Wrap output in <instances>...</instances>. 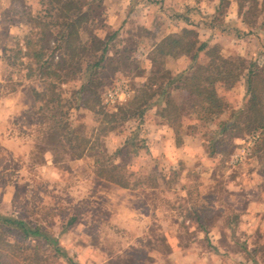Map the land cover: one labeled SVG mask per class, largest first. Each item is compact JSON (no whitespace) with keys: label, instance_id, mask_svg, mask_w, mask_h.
Segmentation results:
<instances>
[{"label":"rangeland","instance_id":"374dc122","mask_svg":"<svg viewBox=\"0 0 264 264\" xmlns=\"http://www.w3.org/2000/svg\"><path fill=\"white\" fill-rule=\"evenodd\" d=\"M42 1L0 0V103L7 97L14 100L12 92L24 87L19 98L26 105L10 115L7 130L0 127V264H264L260 238L264 219L250 217L248 211L236 215L226 206L227 176L235 168L231 155L239 138L252 130L249 119L255 113L250 94L240 85L251 59L224 58L221 44L209 46L203 42V31L187 26L179 27L178 50L162 52L173 46L168 41L156 46L157 39L174 29L171 23L188 22L182 17L188 16V0H73L72 19H78V7L90 16L73 38L76 58L61 68L62 57H71L59 34L65 18L59 4L50 11L49 1ZM191 1H201L206 15L222 24L219 4ZM241 3L247 6L246 17L259 19L264 32V0ZM193 14L197 21L206 16ZM201 43L205 46L197 51ZM41 46L47 48L49 63L43 67L25 54ZM196 52L189 72L174 71L179 64L170 56ZM250 68L264 113V61ZM122 79L129 81L132 94L117 104H106L105 92ZM197 82L222 98L223 112L207 114L200 109L194 92ZM85 83L91 87L89 102L99 98L107 112L119 116L115 128L110 129L111 124L101 131L104 114L84 109ZM164 98L171 103L168 111ZM125 112L133 115L126 121L121 120ZM20 115L31 119L30 129L20 124ZM163 132L179 136V144L192 133L194 157L185 150L174 164L171 157L157 156L158 133ZM98 136L117 162L118 150L134 137L140 147L130 153L127 170L131 183L141 185L125 188L96 174ZM80 137L90 140L84 149ZM261 142L248 163L241 165L251 174L257 169L252 166L255 156L264 167V149L258 151L264 146ZM82 150L86 155L77 158ZM45 152L52 154V174L42 168ZM201 187L210 195L203 196ZM192 203L204 215L207 233L193 229ZM5 216L24 220L41 235L23 237L2 220ZM174 220L181 226L180 241L163 230ZM51 237L58 243H51ZM174 248L176 252L170 253Z\"/></svg>","mask_w":264,"mask_h":264},{"label":"crops","instance_id":"0c3cea01","mask_svg":"<svg viewBox=\"0 0 264 264\" xmlns=\"http://www.w3.org/2000/svg\"><path fill=\"white\" fill-rule=\"evenodd\" d=\"M200 2L197 3V1H195V3L193 4V1L188 0V3H186L189 5V7L187 8L188 16L185 15L182 16L184 19L188 20V22L175 21L171 23V28L174 29L167 31L166 35H164L162 39H157L158 43H160L162 40H164L166 37L170 35L175 37L179 36L181 34L180 28H184L185 26H187L190 29L203 31V34H205L206 36L203 38V40H205L203 42H206L209 46L221 44L223 48L222 54L225 56L224 58L230 60L232 59V57L236 56L242 60H247L246 58L251 59L250 63L248 64L249 65L248 68H246V72L242 75V79L240 80V85H242V88L244 90L246 89L247 92V76L251 69L250 68L251 64L252 63L256 64L257 62L258 65H260L261 61H264V34H263L264 32L260 30L262 28L261 21H259L258 19V21H256L254 24L249 23V19L248 17H246L247 6L245 5L242 6L241 0H212V2L216 4V6L217 4H219L218 16L222 19V24H219L215 22L212 16L209 17L206 15L205 11L202 9L203 4L201 6L199 5ZM226 3L228 4L225 9L224 6ZM197 8H199L200 10H198ZM213 10L215 11L216 8H214ZM213 10L210 9V11L208 12L211 13ZM193 13L205 14L206 16L205 18H203L204 21L203 20L197 21L191 18V16L195 17V14ZM166 26L169 27L168 25ZM250 41H252V43H250ZM250 46L253 48H251ZM201 56L202 54L199 55V57ZM170 57H172L173 60L177 61L179 64V66L174 67V71L176 73H182L184 71L189 72L195 60L197 59V56L194 57V55L188 53L187 54L182 53ZM24 92H25V88L19 87L17 90H14L12 92V95L14 96V100H12L13 102L10 101L11 99L9 97L6 98L7 101L6 99H3L1 101L0 103V127H2L1 129L4 128L3 130H7L8 129L7 126L12 125L10 115L16 113V111L22 112L26 107L25 104L24 105L22 104L23 102H20L21 101L20 98L23 97ZM18 121L20 122L21 125H25L29 129L31 128V126H33V122H31V119L24 118L22 115H20ZM165 132L158 133L159 140L157 141V145H156L158 150L154 151V153L157 156L160 155V157L162 158L165 156L171 157V159L174 161V164L175 161L177 162L176 159L181 157L185 152V150L189 157L190 156L194 157V152L190 147L192 139H194V135H192V133H187L183 139V143L185 140L184 144L189 145V147L186 148L183 147L184 145L183 143L179 144L178 142H176L178 137H176L172 133H165ZM248 134L249 133L240 137L238 143H242V141L245 139V137ZM238 151L239 149L237 146L235 151L231 155V161L233 160V155ZM253 154L254 152H252L250 156L242 163L234 165L232 162L233 166L238 167L241 165H245L246 163H248V160L251 158ZM41 163L43 164L42 168L46 170L48 173L50 172L52 174L54 170V164H53L52 154L50 152H45L43 154ZM188 165L193 166V163L189 162ZM191 169L192 167L189 169V171ZM249 174L250 175H245L244 178L243 176L239 177L238 180L232 179L230 181H227L228 183L227 193L229 195L230 193H232V195H237L236 197L239 199L245 198L247 200V205H248L247 207L243 209H236L239 211V214L248 211L250 213L249 215L250 217L256 215L258 220H262L264 219V186L256 185L254 184V181H252L253 179L252 176L256 177L255 175L256 171H253L252 174L249 172ZM201 188L202 190H204L203 192H206V193L202 192L203 196H205L206 194L210 195L207 193L209 189H207L206 187H201ZM189 190L190 187L188 186L187 191L189 192ZM240 195L243 196L241 197ZM174 221L176 222H174L173 225L170 226V228L166 229V226H163V230L167 231L166 232L167 235L170 236L172 240L180 241L181 226L180 224L178 225L179 222L177 220ZM193 229L194 230L199 229V231L201 230L200 228H197L195 226ZM176 250L177 248L171 249L170 253L171 252L175 253Z\"/></svg>","mask_w":264,"mask_h":264},{"label":"trees","instance_id":"16d2710c","mask_svg":"<svg viewBox=\"0 0 264 264\" xmlns=\"http://www.w3.org/2000/svg\"><path fill=\"white\" fill-rule=\"evenodd\" d=\"M49 1V5H50V11L52 9H54V6L56 7L57 4H59L60 6V12H63L65 21L63 22V30L60 31V37L62 38V41L64 43H66V50L67 53L66 54H70L71 57L70 58H66V57H62V62H61V68L65 67L66 65H68V63H70L69 61H73L76 56H77V52L75 50V46L73 43V38H75L78 34V30L79 27L81 28L82 24L85 23L90 16L89 11L87 10H83L81 8H77L78 10H80L79 12V16L77 15L78 19L74 20L72 19V15H70V12L73 10V8L75 7L74 1L73 0H48ZM43 3L45 2V0L42 1ZM47 11V10H45ZM41 23V22H40ZM250 24H254L255 21H251L249 20ZM51 35V34H50ZM47 40L49 39V37H46ZM167 43V45L173 46L172 49L170 51H165L162 50V52H166V53H175L178 49V45L181 43L179 38L175 37V36H168L166 37L164 40H162L160 43L156 44V46L161 45L162 43ZM45 43H49V42H45ZM31 42L28 41L27 45H30ZM205 46V43H201V46L197 49L200 50ZM47 48L45 46H41L40 49L36 50L34 49L33 51L29 50L26 51L25 54H27L29 57L33 56L36 59V62H41V66H45L46 63H48V59H46V50ZM197 56V52L194 53V57ZM102 59V58H101ZM224 61L227 62L226 59H224ZM225 63V62H224ZM49 64V63H48ZM253 64V63H252ZM251 64V65H252ZM69 66V65H68ZM254 71L253 69H250L249 74L247 76V95L250 97L249 99L252 101V105L251 108L255 110V113L252 114L253 115V119L250 118L249 119V123H251L252 121V125L250 126L252 129L249 133H251L252 131L258 130L261 132V139L260 141L256 144L255 148L253 149V152L257 149L258 145L261 144L262 139L264 141V113L261 110V107H259V101H257L258 97L254 92L253 89V76H254ZM210 77V76H209ZM223 77H227V76H223ZM194 86V85H193ZM195 89L194 92L195 94L198 96V105L200 106V109L203 112H206L207 114H212L213 112H215L216 110L221 111L222 108V98L215 95L213 92V89L206 87L203 85V83L197 82L195 84ZM90 85L87 83H85L82 87H81V91L84 94V109H89L90 111H94L95 113H98L99 115L101 113L104 114V118L103 121L100 123V130L101 131H107L109 130V125L113 124V127H110V129L115 128V126L118 124V120H119V116L115 113H109L104 109V106L101 104V101L99 98L96 99L95 103L89 102V98L87 97L88 95H90V93H88L87 91H90ZM164 95V91H161V96ZM166 97H168L166 95ZM169 98V97H168ZM164 110L168 111L170 108V101L169 99L165 100L164 98ZM166 101V103H165ZM170 103V104H169ZM101 104V105H100ZM182 109H180L181 111ZM223 112V111H221ZM133 115H128L127 112L124 113V115L121 117V120H128L132 117ZM139 118L141 120V122L144 121V112L141 111L139 113ZM233 117V116H232ZM231 123V119L228 120L226 122V124H230ZM82 139V142L80 144V147L86 148L88 143L90 142V140L86 137H80ZM97 141L95 142V148L98 147V149H96V154H94V165H95V172L98 176L105 178L109 181L115 182L123 187L126 188H133L136 187L137 185H141V182L138 184H133L131 183L132 179H131V174L128 172L127 168H128V158L130 153H137L138 152V148L140 147L139 145H137V142H135L134 137L132 138H128L124 144V146L118 150V155L121 156L120 162H117V160L113 159L111 156H109V154L106 152L105 148H104V140L102 137L98 136ZM181 139H179V136L177 138V142L180 143ZM261 142V143H260ZM241 143H238V149L241 147ZM262 145V144H261ZM134 147V148H133ZM94 148V147H93ZM264 149V146L260 147L258 151H261ZM86 155V153H84V151H80V154H78L77 158H82ZM256 158H254V164L253 166L257 167L256 170V177L252 176L253 179L252 181H254V184L256 185H262L264 186V167H261L262 161L261 159L257 158V156H255ZM260 164V166H259ZM245 175H250L248 170L243 167V166H239V167H235V168H230L229 174L227 176V181L230 180H238L239 177L243 176V178L245 177ZM226 181V182H227ZM133 182V181H132ZM228 185V183H227ZM228 189V188H227ZM196 199H198V197H200L199 195H195ZM228 196V203L226 204V206L232 211V213H235L236 215H238L239 211L236 209H243L245 207H247V200L245 198H241L238 199L236 196L237 195H232V193H230V195L227 193ZM192 205L194 206V208L192 209V214L190 215V223L192 222V225L200 228L203 230V232L205 231V233L208 232V227L206 225V219L204 217V215L200 212V210L192 203ZM2 220L6 223L9 224L11 226H13L16 229H19L22 232L23 237L25 238H31L33 236H37V235H41V232L39 231V229H35L30 227L24 220L22 219H16L13 218L11 216H5L2 218ZM215 220H212L211 226L213 225ZM238 223V221L234 224L236 225ZM228 226H232L231 224ZM233 225V226H234ZM260 238L262 239V241H264V237L260 236ZM51 243L53 244H57L58 243V238H48ZM6 245H8L9 247H14V243H11L10 241L5 240ZM1 246V245H0ZM58 249V248H57ZM3 249L0 248V251H2ZM257 248L254 249L255 252H257ZM4 255L8 256L9 258V253H4ZM26 258H29L30 256L28 254H26L25 256Z\"/></svg>","mask_w":264,"mask_h":264},{"label":"built area","instance_id":"2783aa9c","mask_svg":"<svg viewBox=\"0 0 264 264\" xmlns=\"http://www.w3.org/2000/svg\"><path fill=\"white\" fill-rule=\"evenodd\" d=\"M132 94V89L130 83L127 79H122L120 82L110 87L105 92L104 101L106 104H117L121 100H127ZM261 139V132L258 130L249 133L245 139L242 141V145L239 151L233 155V164H239L244 162L250 154L253 152L256 144Z\"/></svg>","mask_w":264,"mask_h":264}]
</instances>
